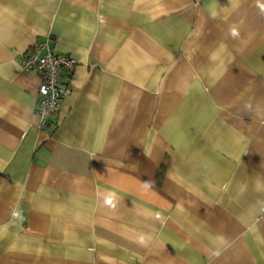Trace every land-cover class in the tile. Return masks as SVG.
I'll return each mask as SVG.
<instances>
[{"label": "crops", "instance_id": "0c3cea01", "mask_svg": "<svg viewBox=\"0 0 264 264\" xmlns=\"http://www.w3.org/2000/svg\"><path fill=\"white\" fill-rule=\"evenodd\" d=\"M0 264H264V0H0Z\"/></svg>", "mask_w": 264, "mask_h": 264}, {"label": "built area", "instance_id": "2783aa9c", "mask_svg": "<svg viewBox=\"0 0 264 264\" xmlns=\"http://www.w3.org/2000/svg\"><path fill=\"white\" fill-rule=\"evenodd\" d=\"M19 62L24 70H32L39 75L35 112L37 126L45 129L59 110L62 97L69 92L61 78L73 71L75 59L66 54L52 52L46 42H37L31 50L20 56Z\"/></svg>", "mask_w": 264, "mask_h": 264}]
</instances>
